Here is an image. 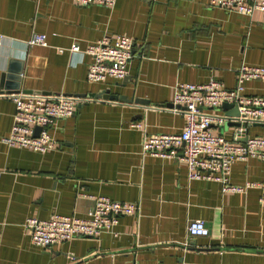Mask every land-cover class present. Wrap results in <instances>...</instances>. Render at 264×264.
<instances>
[{"label": "crops", "instance_id": "crops-1", "mask_svg": "<svg viewBox=\"0 0 264 264\" xmlns=\"http://www.w3.org/2000/svg\"><path fill=\"white\" fill-rule=\"evenodd\" d=\"M34 35L47 46H29ZM118 35L134 41L126 79L90 84L85 52ZM74 44L79 52L70 51ZM11 60L23 73L22 92L92 100L57 123L53 152L0 143V264H264V161L233 166L232 185L258 186L235 194L216 182L189 181L181 155L163 159L142 149L146 135L183 131L185 117L157 109L172 107L177 85L216 80L231 90L240 66L264 67L263 13L228 12L210 0H117L112 9L73 0H0V82ZM245 94L264 97V81L246 82ZM14 113V103L0 96V138L10 134ZM230 127L212 130L231 139ZM249 136H264V128H250ZM98 197L135 203L137 213L100 238L50 250L32 244L29 218H85ZM195 220L206 222L210 237H190Z\"/></svg>", "mask_w": 264, "mask_h": 264}, {"label": "built area", "instance_id": "built-area-1", "mask_svg": "<svg viewBox=\"0 0 264 264\" xmlns=\"http://www.w3.org/2000/svg\"><path fill=\"white\" fill-rule=\"evenodd\" d=\"M76 4L114 8L117 0H73ZM213 8H222L252 16L264 14V0H210ZM29 46H47L45 37L34 35ZM60 49L59 52L63 53ZM71 52H79L74 44ZM91 59L87 74L90 84L104 83L109 79L122 80L128 74L134 57V41L124 35L104 36L85 52ZM264 81V67L243 64L237 69V85L226 89L220 82L211 80L206 84L182 83L175 87L172 107H157L158 110L181 115L186 125L179 134L146 135L143 154L163 159L181 160L187 166L189 181H209L222 185L223 192L246 194L257 184L248 182L234 186L230 182L233 166L251 159L264 161V136H249L250 128L264 125V97L245 94V83ZM15 105L13 125L7 137L0 143L10 148L28 149L39 154L56 150L57 141L53 130L61 120L72 118L77 107L92 99L75 95L3 92L0 94ZM224 104L237 105L239 116L228 115ZM233 128V137L228 139L212 128ZM131 128L146 132L142 123H133ZM37 129L40 131L37 133ZM264 209V195L260 198ZM138 205L118 202L108 197H98L85 218L55 215L49 220L32 217L26 227L31 242L37 248L50 250L55 246L80 238H100L110 232L121 217L133 216ZM190 237H210L211 232L202 220L191 221L187 227Z\"/></svg>", "mask_w": 264, "mask_h": 264}, {"label": "water", "instance_id": "water-1", "mask_svg": "<svg viewBox=\"0 0 264 264\" xmlns=\"http://www.w3.org/2000/svg\"><path fill=\"white\" fill-rule=\"evenodd\" d=\"M17 64L15 60H11L9 62V67L6 72L3 73L1 76V82H0V90L3 91H9V92H19L21 90V81H22V72L21 70H16L14 66ZM126 79V78H125ZM30 93V92H28ZM105 94V92L103 93ZM92 97H97V98H103L106 96H95L93 95ZM91 98V97H90ZM111 100H119L122 102H127V103H133L134 101L138 100H129L126 96H111ZM223 110L229 111L228 115L230 116H239V110L237 105H231V104H224L222 107ZM256 127H263L264 125H257ZM40 131V129H37V133Z\"/></svg>", "mask_w": 264, "mask_h": 264}]
</instances>
